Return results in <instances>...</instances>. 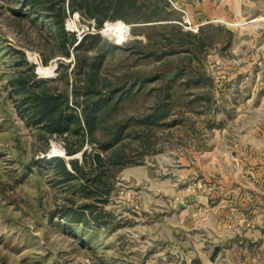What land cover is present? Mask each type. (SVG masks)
Returning <instances> with one entry per match:
<instances>
[{
    "label": "rangeland",
    "instance_id": "obj_1",
    "mask_svg": "<svg viewBox=\"0 0 264 264\" xmlns=\"http://www.w3.org/2000/svg\"><path fill=\"white\" fill-rule=\"evenodd\" d=\"M216 1L100 7L113 19L98 28L69 0H0V264H264V0H238L224 10L232 20L212 22ZM60 7L74 45L57 34ZM101 56L82 74L79 60ZM32 73V88L77 113L76 94L90 111L108 99L92 133L35 124L15 82ZM84 152L101 157L88 179L60 183L52 158Z\"/></svg>",
    "mask_w": 264,
    "mask_h": 264
},
{
    "label": "trees",
    "instance_id": "obj_2",
    "mask_svg": "<svg viewBox=\"0 0 264 264\" xmlns=\"http://www.w3.org/2000/svg\"><path fill=\"white\" fill-rule=\"evenodd\" d=\"M32 5H43L45 0H28ZM59 2H63V0H59ZM70 7L72 10L78 9L84 15L92 17L96 20V25L98 28L102 27L103 23L107 20L113 19L110 17L107 12L100 10V7L104 9L112 8L115 12L121 11H129L133 10L134 14H137L140 11L141 3L139 0H113L110 6L105 7L100 4L98 0H69ZM51 11L55 12L54 5L49 6ZM102 13V14H101ZM63 16L64 10L60 7V9L56 12L55 18L57 19V34L62 42V45H66V43L70 45H74L76 43V39L74 37L68 38V33L65 32L63 26ZM125 22H129L127 18L124 16L119 18ZM132 23L139 24H150L154 23V20H140L134 19ZM146 26H156V25H146ZM203 28H201L202 30ZM182 35L188 38H198L199 42L202 44L203 38L201 39L198 35H193L190 32L182 33ZM95 38V37H91ZM85 38L78 44L82 45L84 43ZM102 59L98 57L93 62H89L87 58L78 61V66L81 68L82 74L86 76H90V72H94L96 74L99 63ZM89 67V69H88ZM36 74L32 73L28 78L23 79L21 77H16L15 82L22 91V95L25 96L23 101L27 103V106L30 108L32 117L35 124L43 123L47 128V132L50 135H63V134H75L78 135L80 131L86 128L90 133H92L93 128L96 123V114L95 111L108 104V99L99 100L95 103L94 110L90 111V106L85 105L84 102L78 100V95H75V100H73V104L76 107L81 106L82 112L77 113L75 110L71 109L68 106V98L62 95H57L52 93L49 90H37V84L34 88L30 86V84L35 80ZM92 88L89 86L87 90H85L84 94L87 95L91 93ZM86 102V101H85ZM69 112H66L69 110ZM76 127L75 130H71V126ZM82 150V144H80L76 148H66L67 155H72L76 152ZM101 157L99 154L94 156H89L85 152L83 153V160L80 161L78 158L66 160L61 157L52 158L51 162L54 165L56 170H59L62 178H59L60 183H65L69 180H73L75 178H86V164L94 165L97 161H100ZM91 161V163L89 162ZM92 182H101V174H99L98 178L91 180ZM80 211L78 209L71 210L68 215L70 217V222H83L86 216V211L90 210V206L88 204L84 205Z\"/></svg>",
    "mask_w": 264,
    "mask_h": 264
},
{
    "label": "crops",
    "instance_id": "obj_3",
    "mask_svg": "<svg viewBox=\"0 0 264 264\" xmlns=\"http://www.w3.org/2000/svg\"><path fill=\"white\" fill-rule=\"evenodd\" d=\"M238 0H217L213 7H216V10L212 8L211 20L212 22H223L232 20V14L224 13L226 7L229 9L236 8ZM222 13V15H220ZM223 17V18H222Z\"/></svg>",
    "mask_w": 264,
    "mask_h": 264
},
{
    "label": "built area",
    "instance_id": "obj_4",
    "mask_svg": "<svg viewBox=\"0 0 264 264\" xmlns=\"http://www.w3.org/2000/svg\"><path fill=\"white\" fill-rule=\"evenodd\" d=\"M79 21H80V14L78 12H73L72 15L69 17V19L66 21V28L68 30L73 31L72 27H74L75 23ZM91 30H94V28L92 27ZM87 31H89V27H87Z\"/></svg>",
    "mask_w": 264,
    "mask_h": 264
},
{
    "label": "bare ground",
    "instance_id": "obj_5",
    "mask_svg": "<svg viewBox=\"0 0 264 264\" xmlns=\"http://www.w3.org/2000/svg\"><path fill=\"white\" fill-rule=\"evenodd\" d=\"M111 24H113V25H117V23H111ZM127 27V31H129V27L128 26H126ZM119 29L118 28H113V27H108L107 29H106V31L108 32L109 31V33H114V32H116V31H118ZM128 33V32H127ZM55 152H58L57 150H55V151H53V152H51L50 153V155L53 157L54 155H55ZM57 155V154H56Z\"/></svg>",
    "mask_w": 264,
    "mask_h": 264
}]
</instances>
